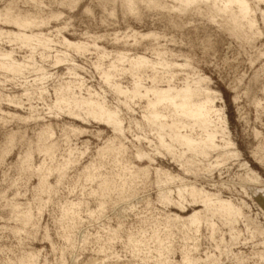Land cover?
<instances>
[{
    "label": "rangeland",
    "instance_id": "1",
    "mask_svg": "<svg viewBox=\"0 0 264 264\" xmlns=\"http://www.w3.org/2000/svg\"><path fill=\"white\" fill-rule=\"evenodd\" d=\"M246 2L243 35L174 0L132 11L124 0H0V14L30 18L0 20V264H264V4ZM138 57L148 62L129 63ZM199 77L226 117L223 129L212 116V144L163 102L130 95L171 98ZM71 94L103 103L117 129L86 104L55 106ZM155 113L187 126L194 148ZM193 212L195 224L175 218Z\"/></svg>",
    "mask_w": 264,
    "mask_h": 264
},
{
    "label": "bare ground",
    "instance_id": "2",
    "mask_svg": "<svg viewBox=\"0 0 264 264\" xmlns=\"http://www.w3.org/2000/svg\"><path fill=\"white\" fill-rule=\"evenodd\" d=\"M135 1H141L146 2L148 7H160L162 9H166L167 7L164 5L163 0H124V5L126 7V10L132 11L133 4ZM176 2L179 1V9L185 10V8L188 5L194 6L195 10H199L200 7H205L206 12L209 13L211 17L218 16L221 19H225L227 21V26L229 27V30L233 33L240 32L241 34L245 35V30L243 29L244 23L247 25V28H252L254 25V20L252 19V10L249 6V4L246 2V0H225L222 4H218L215 0H174ZM263 3L264 0H256L257 6ZM262 15L264 13L262 12ZM0 20L7 23L9 26H23V24H27L30 21V18H24L21 20L18 16L11 15L8 11V8L5 9V12L0 14ZM6 34L12 35L13 37H22L26 39L32 40L33 38L30 36H27L23 33H16L12 30H8L4 32ZM116 39V38H115ZM63 43L65 46L69 48H73L76 51H84L85 48L80 43H74L66 40L63 38ZM146 60L145 58L138 57L133 58L129 60V63L131 65L139 62L144 63ZM60 58L55 57V63H59ZM148 62V61H146ZM0 66H6L4 63H0ZM208 81V78L206 77H199L192 81V83H187L183 88H179L178 92L181 95L173 96L171 98H168L165 96V94L162 91H157L156 93H152L153 97L149 98L151 90H145V92L141 91L139 88H135L130 95L131 96H139L141 98H144L148 105H155L157 103H164L168 105V107L172 110V112L176 113L177 116H181L185 118L186 121L192 122V125H195V123H198V127L201 129V132L203 133L206 140L209 142H214L215 134L218 132L217 130L210 129V123L212 122L211 118L212 116H217L218 120L221 122V127L224 126L223 129H226V117L223 112L222 108H218L215 105V93L210 90L204 83ZM119 88L120 92L126 93L122 88ZM127 94V93H126ZM203 96L202 100H199L197 102H189V98L194 96ZM73 104V105H83L86 104L87 109V115H96L100 118V120L105 121L107 124H111L115 129H117L118 125V119L116 118V113H106L104 112V105L101 102H98L97 100H93V97H90L89 99L83 97V96H75L74 94H71L67 97L60 96L55 101V106L57 107L59 104ZM97 109V111L95 110ZM110 110H108L109 112ZM103 114L107 115L106 119H103ZM109 115H114L115 119H111ZM156 118L159 119L157 122L161 129L166 130L168 129L175 137L173 139L180 140L182 145L189 144L192 148L194 146L192 145L193 140L191 135L186 133L184 131L185 128H188L187 126L183 125V123L176 122L174 120H170L169 123H167L164 119L162 120V115H157L155 113ZM189 125V131L193 126ZM161 139V138H160ZM162 140V139H161ZM162 142V141H161ZM227 146H231L232 143L227 142ZM48 152V150H47ZM235 155V153L225 154L224 158L227 160L229 157ZM37 175L39 176V182L40 187L42 190L48 187L47 183V173L41 171V167H38L37 169ZM246 178H248L249 181H252L254 183L259 184L260 178L254 174L251 170H247ZM191 194L195 195L196 192L202 197L203 203L205 208L209 206L210 204H219L223 207V210L225 212L229 211L230 204L226 201H217V202H210L212 200V194H209V192H203L202 190H197L195 188H190ZM210 202V203H209ZM238 212H240V209H238ZM176 219H182L183 221L190 222L191 224H195L198 220V213L193 212L188 215H181V216H175ZM261 233H264V229L259 230Z\"/></svg>",
    "mask_w": 264,
    "mask_h": 264
}]
</instances>
